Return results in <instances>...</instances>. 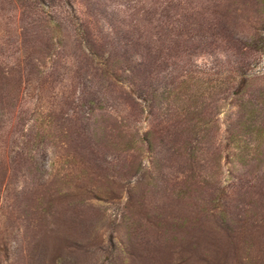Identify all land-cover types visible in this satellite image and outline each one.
<instances>
[{"label":"rangeland","instance_id":"rangeland-1","mask_svg":"<svg viewBox=\"0 0 264 264\" xmlns=\"http://www.w3.org/2000/svg\"><path fill=\"white\" fill-rule=\"evenodd\" d=\"M205 241L264 264V0H0V264Z\"/></svg>","mask_w":264,"mask_h":264},{"label":"trees","instance_id":"trees-1","mask_svg":"<svg viewBox=\"0 0 264 264\" xmlns=\"http://www.w3.org/2000/svg\"><path fill=\"white\" fill-rule=\"evenodd\" d=\"M105 65H106V63H105ZM182 91V90H181ZM184 91V90H183ZM190 98H192L193 97V95H190L189 96ZM188 97V98H189ZM184 111H185V114L187 115L188 113H189V108H184ZM187 121H189L188 119H187ZM118 128H115L114 130H109V129H107V131H109L110 132V139L107 141L106 140V145H108V146H110L111 145V143H115V140H118V141H121L123 138L122 137H124L122 134H121V132H116V130H117ZM171 137H173V135L171 134L170 135ZM176 136V135H175ZM174 136V137H175ZM111 138H112V142H111ZM123 141H125V139H123ZM110 143V144H109ZM103 145L104 146H106L105 145V143H103ZM76 153H78V155H80L81 157H82V159L81 160H85V154H83L82 152H76ZM192 170L191 169H189V170H187L185 173H186V175H187V177L188 178H191V179H193L192 177H191V175L190 174H188L189 172H191ZM183 175H185V174H183ZM188 187V186H187ZM198 242V241H197ZM197 242H195L194 244H193V246H194V249H196V245H199V244H197ZM208 244H209V242H206L205 241V243H202L201 242V248H202V246H204L205 248H208L209 250H205V252L206 253H209V255H212V254H214V256H215V261L216 260H218V263L217 264H223V260L225 259L226 261H228L230 258H233L234 260H235V257H236V255H237V251H236V249H234V248H231L230 246V248L229 247H227L226 248V244H224V243H220L219 245H217V244H212L213 245V249H211V248H209V246H208ZM196 250H199V247H197V249ZM214 251V252H213ZM231 254H234L233 255V257L231 256ZM216 255H217V258H216ZM247 259V258H246ZM240 260V259H239ZM239 263V262H238ZM227 264V263H226Z\"/></svg>","mask_w":264,"mask_h":264}]
</instances>
